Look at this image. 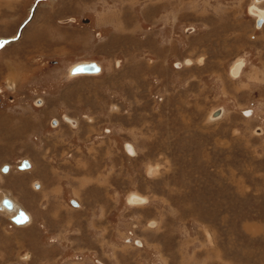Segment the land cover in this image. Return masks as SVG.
Listing matches in <instances>:
<instances>
[{
  "label": "rangeland",
  "instance_id": "obj_1",
  "mask_svg": "<svg viewBox=\"0 0 264 264\" xmlns=\"http://www.w3.org/2000/svg\"><path fill=\"white\" fill-rule=\"evenodd\" d=\"M36 1L0 0V264H264V0Z\"/></svg>",
  "mask_w": 264,
  "mask_h": 264
},
{
  "label": "bare ground",
  "instance_id": "obj_2",
  "mask_svg": "<svg viewBox=\"0 0 264 264\" xmlns=\"http://www.w3.org/2000/svg\"><path fill=\"white\" fill-rule=\"evenodd\" d=\"M257 1H262V0H257ZM252 9L254 10V11H257V14H258V16H260L262 19L264 18V10H261L259 7H256V6H253L252 7ZM261 19V21L263 22V20ZM244 62L242 61V60H239L234 66H233V68H232V74L233 75H237L238 74V72L240 71V69L242 68V64H243ZM83 64H93V65H95V69L93 70V71H83V70H81V66L83 65ZM178 65H179V63H178ZM99 69V66L96 64V63H94V62H92V61H84V62H80V63H78V64H76L74 67H73V69H72V72L73 73H77V72H79V73H82V74H90V73H96L97 72V70ZM78 75V74H77ZM212 117V116H211ZM129 149L132 151L133 150V148H132V146H130L129 145ZM28 168H30V167H27V169ZM26 169V168H25ZM3 172H7V171H3ZM35 187H36V185H35ZM40 187V186H39ZM134 196V195H133ZM132 197V196H131ZM10 198V197H9ZM9 198H7V196L6 195H4L3 196V198L1 199V201H0V210H2V211H7L8 213H10V214H13V217H11V219H12V221H14L13 220V218L16 216V215H18V214H23V221H21V222H15V223H17V224H25V223H29L30 221H31V216H30V214L29 213H27L24 209H22V208H20L22 205H20L18 202H16L14 199H9ZM132 199H134V200H138V202H140V201H144L143 199V196L141 197V196H134V197H132ZM137 203V202H136ZM144 203V202H143ZM29 214V215H28ZM30 220V221H29ZM29 221V222H28Z\"/></svg>",
  "mask_w": 264,
  "mask_h": 264
},
{
  "label": "water",
  "instance_id": "obj_3",
  "mask_svg": "<svg viewBox=\"0 0 264 264\" xmlns=\"http://www.w3.org/2000/svg\"><path fill=\"white\" fill-rule=\"evenodd\" d=\"M38 1H39V0H37V1L35 2L34 6L32 7V12H33L34 9L36 8V5H37ZM31 16H32V14H31ZM31 16L29 17V19H27V21H25V23L23 24V27H24V26L28 23V21L31 19ZM23 27L20 29V31H19L17 37H15V38H7V39L4 41V43L0 46V48L3 47V46L6 44V42L15 41L16 39H18V38L20 37L21 33H22V29H23ZM94 69H95V65H93V64H83V65L81 66V70H83V71H93ZM27 167H30V162H29L27 159H24V160L22 161V165H21L20 168H27ZM3 171H8V167H7V165H5V166L3 167ZM23 218H24V217H23V214L21 213V214L16 215V216L13 218V220L16 221V222H21V221L24 220Z\"/></svg>",
  "mask_w": 264,
  "mask_h": 264
}]
</instances>
